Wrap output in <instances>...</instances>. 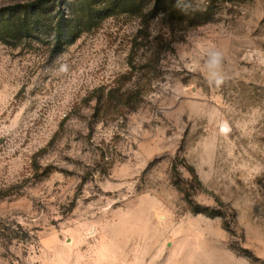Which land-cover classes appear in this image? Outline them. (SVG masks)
<instances>
[{
    "label": "rangeland",
    "instance_id": "374dc122",
    "mask_svg": "<svg viewBox=\"0 0 264 264\" xmlns=\"http://www.w3.org/2000/svg\"><path fill=\"white\" fill-rule=\"evenodd\" d=\"M52 6L62 53L0 40V264H264V0Z\"/></svg>",
    "mask_w": 264,
    "mask_h": 264
},
{
    "label": "trees",
    "instance_id": "16d2710c",
    "mask_svg": "<svg viewBox=\"0 0 264 264\" xmlns=\"http://www.w3.org/2000/svg\"><path fill=\"white\" fill-rule=\"evenodd\" d=\"M56 0H36L27 3L15 4L0 9V40L6 37L20 40L33 38L36 35L38 25L42 23L50 29L54 35L55 54L63 52L65 47L71 44L66 34L65 12L59 9V19L53 17L46 23L49 13L54 12L55 6L52 3ZM207 6L199 8L192 0H154V6L147 12L145 18L155 19L160 12H164L170 22L178 25L199 27L210 23L214 16V8L218 0H202ZM233 0H222V3H229ZM48 6V7H47ZM147 27L149 24L147 23ZM214 215V214H211Z\"/></svg>",
    "mask_w": 264,
    "mask_h": 264
}]
</instances>
